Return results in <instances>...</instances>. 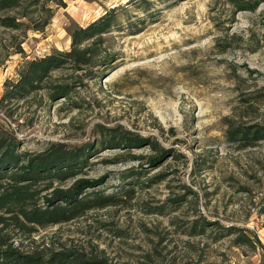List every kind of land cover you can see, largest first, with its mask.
<instances>
[{"label":"rangeland","instance_id":"obj_1","mask_svg":"<svg viewBox=\"0 0 264 264\" xmlns=\"http://www.w3.org/2000/svg\"><path fill=\"white\" fill-rule=\"evenodd\" d=\"M263 1L65 0L43 33L0 29L1 101L24 65L116 17L95 68L54 72L0 111L23 152L86 150L78 175L40 196L98 183L69 222L0 212L8 245L101 264H263L261 248L237 243L243 232L264 247ZM64 86L68 97H53ZM242 130L247 141L229 140Z\"/></svg>","mask_w":264,"mask_h":264},{"label":"trees","instance_id":"obj_2","mask_svg":"<svg viewBox=\"0 0 264 264\" xmlns=\"http://www.w3.org/2000/svg\"><path fill=\"white\" fill-rule=\"evenodd\" d=\"M61 7H66L65 0H0V29L22 35L30 31L43 33L51 24L54 8ZM115 20V12L112 11L86 28L78 27L70 34L72 43L69 52H55L24 65L16 83L6 85L0 111L5 109V103L25 98L37 91L39 83L54 72L66 67L75 73L84 70L89 72L95 68L102 54L98 47L105 42L102 37L109 33ZM17 48L22 53L20 45ZM59 94L68 97V87L56 88L53 97ZM259 132H255L253 139L257 138ZM250 134L245 130L231 132L229 140L245 142ZM144 142L124 136L120 138L123 146ZM85 153V149L70 150L62 145H53L46 152L36 155L23 152L15 134L0 124V212L40 226L61 224L79 217L84 210L89 209L88 200L80 197L84 191L95 188L97 182L80 180L67 191L56 190L45 197L40 195L42 191L51 189L54 182L64 183L75 178L86 163ZM41 205L43 208H40ZM241 234L237 239L240 246L246 245L254 253L261 248L264 254V247L257 237L251 238L243 232ZM0 264L101 263L85 262L62 253H20L0 236Z\"/></svg>","mask_w":264,"mask_h":264}]
</instances>
